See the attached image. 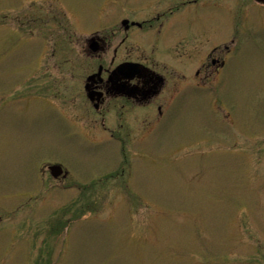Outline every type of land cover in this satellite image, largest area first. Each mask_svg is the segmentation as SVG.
<instances>
[{
  "label": "rangeland",
  "instance_id": "rangeland-1",
  "mask_svg": "<svg viewBox=\"0 0 264 264\" xmlns=\"http://www.w3.org/2000/svg\"><path fill=\"white\" fill-rule=\"evenodd\" d=\"M170 5L188 52L230 44L224 66L187 57L179 92L161 68L149 108H93L86 40L109 61L124 15ZM0 264H264V5L0 0Z\"/></svg>",
  "mask_w": 264,
  "mask_h": 264
},
{
  "label": "flooded vegetation",
  "instance_id": "flooded-vegetation-1",
  "mask_svg": "<svg viewBox=\"0 0 264 264\" xmlns=\"http://www.w3.org/2000/svg\"><path fill=\"white\" fill-rule=\"evenodd\" d=\"M155 3L159 2L155 1ZM177 10L178 8L170 5L164 9L159 7L152 9L147 17L124 15L118 22L119 31L113 33V37L116 36V45L109 61H105L103 57L111 48L107 35L92 37L98 43V52L89 55L99 58V64L95 71L87 73L84 83L87 94L93 97L90 98V104L101 110L108 100H116L120 120L123 110L138 106L149 108L153 104L152 100L158 99L162 92L169 89L170 80L159 69L164 68L170 72L172 80L170 90L177 93L181 90L185 78L182 71L177 68L185 63L187 57L194 56L199 62L195 69L197 78L200 74H210L211 65H214L217 72L224 66L231 50L230 44L225 43L223 46L212 44L205 57L202 55L201 46L194 47L188 52L185 34L176 29V18L180 15ZM139 33H147L148 37L143 41L150 42L151 55L146 51L148 48L142 41L132 39L133 35ZM86 51L90 52L88 45ZM164 55L167 56L162 59ZM168 56L174 62L166 67L162 60L166 61ZM135 63L138 66H135ZM121 64H126V67L117 70L116 67Z\"/></svg>",
  "mask_w": 264,
  "mask_h": 264
},
{
  "label": "water",
  "instance_id": "water-1",
  "mask_svg": "<svg viewBox=\"0 0 264 264\" xmlns=\"http://www.w3.org/2000/svg\"><path fill=\"white\" fill-rule=\"evenodd\" d=\"M255 1L264 4V0H255ZM90 47L92 50L96 51L98 48V44L95 41H93L90 44ZM135 66H138V64H135ZM125 67H126V64H123V65L118 66L116 69L120 70V69H124ZM90 98L93 99L92 95H90ZM48 168L51 174L53 175V177H58L59 175L63 173V168L61 165L59 166V164H52Z\"/></svg>",
  "mask_w": 264,
  "mask_h": 264
}]
</instances>
